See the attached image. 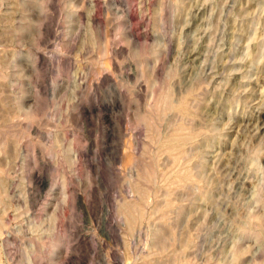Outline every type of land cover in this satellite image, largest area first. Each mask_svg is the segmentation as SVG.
Instances as JSON below:
<instances>
[{"label":"rangeland","instance_id":"374dc122","mask_svg":"<svg viewBox=\"0 0 264 264\" xmlns=\"http://www.w3.org/2000/svg\"><path fill=\"white\" fill-rule=\"evenodd\" d=\"M264 0H0V264H264Z\"/></svg>","mask_w":264,"mask_h":264},{"label":"bare ground","instance_id":"6f19581e","mask_svg":"<svg viewBox=\"0 0 264 264\" xmlns=\"http://www.w3.org/2000/svg\"><path fill=\"white\" fill-rule=\"evenodd\" d=\"M264 122V121H263ZM263 126H264V123H263Z\"/></svg>","mask_w":264,"mask_h":264}]
</instances>
